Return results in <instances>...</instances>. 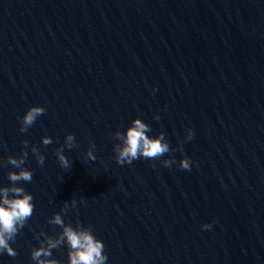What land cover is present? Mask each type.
<instances>
[{
    "label": "water",
    "instance_id": "obj_1",
    "mask_svg": "<svg viewBox=\"0 0 264 264\" xmlns=\"http://www.w3.org/2000/svg\"><path fill=\"white\" fill-rule=\"evenodd\" d=\"M30 105L47 111L21 133ZM137 116L190 171L116 163V133ZM68 132L64 169L54 150ZM22 140L46 159L26 160L35 209L16 264L73 198L65 220L93 228L107 264H264V0H0V184Z\"/></svg>",
    "mask_w": 264,
    "mask_h": 264
},
{
    "label": "clouds",
    "instance_id": "obj_2",
    "mask_svg": "<svg viewBox=\"0 0 264 264\" xmlns=\"http://www.w3.org/2000/svg\"><path fill=\"white\" fill-rule=\"evenodd\" d=\"M155 92V88H153ZM47 109L43 105H30L19 117V132L26 133L28 129L44 114ZM153 119L159 121L157 114ZM152 129L139 116L132 118L128 126L117 132L116 137L120 144L115 148V161L119 165H131L138 159L158 160L165 167L175 164L178 168L190 171L193 161L187 154L177 161L176 157L169 156L173 152L170 142L166 139L165 132L160 131L150 135ZM195 131L192 128L186 129L184 141L192 140ZM53 143L50 135L40 137V144L47 146ZM77 144L75 135L71 132L65 134L62 142L54 150L59 165L64 169L71 167V161L65 155V149H72ZM21 152L18 156L8 155L5 160L12 167L7 173L8 184H0V255L7 254L10 257L18 255L17 250L12 246L17 236L22 232L29 219L33 216L35 204L34 196L29 192L23 182H31L33 170L26 166V160L31 152L41 167L45 163V155L39 150L36 144L29 148L28 140L21 141ZM184 142H181L176 151L183 152ZM96 145L90 142L84 153L86 160L96 159L94 149ZM165 154L167 158L161 159ZM155 166V165H153ZM83 198L79 203H84ZM78 201L72 199L65 201L62 207L54 212L48 219V224L58 226L55 234H49L44 230L35 232L37 245H32L29 252L31 264H107L109 259L102 239L98 238L91 226L83 223H70L65 220V213L77 206ZM212 223L201 225L202 229L211 230ZM63 247L66 250V259L61 260L53 255L54 249Z\"/></svg>",
    "mask_w": 264,
    "mask_h": 264
}]
</instances>
